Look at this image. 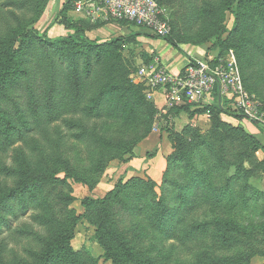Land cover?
Wrapping results in <instances>:
<instances>
[{
  "label": "rangeland",
  "instance_id": "rangeland-1",
  "mask_svg": "<svg viewBox=\"0 0 264 264\" xmlns=\"http://www.w3.org/2000/svg\"><path fill=\"white\" fill-rule=\"evenodd\" d=\"M75 1L0 0V112L21 128L20 133L12 130L7 142L0 133V264H36L38 258L32 251H40L59 234H64L59 243L63 248L53 252L51 264H113L115 256L120 259L118 264H189L191 252L199 245L209 246L222 258L240 252V240L264 252V0H157L171 25L165 40L170 50L189 48L197 56L193 61L213 58L214 64H232L255 105V117L235 110L228 100L201 99L171 106L164 98L148 135L160 140L159 145L147 149L148 157L163 145L172 149L162 174L153 176L156 179L146 174L136 177L142 180L138 183L135 176L124 177L122 160H112L103 179L114 181L108 191L115 192L101 203L108 191L99 196L92 192L95 186L88 195L86 185L65 179L66 194L73 197L69 208L78 216L73 224L54 197L56 186L40 191L35 183L15 194L13 188L42 172L48 154L42 148L43 129L52 132L68 118L63 113L68 109L65 75L72 66L78 65L86 80L110 75L117 84L127 75L153 102L154 92L137 76L141 62L151 63L152 54L158 56L152 47H143L147 43L134 44L140 39L137 32L145 31L117 21L98 24L87 20L75 11ZM103 26V32L92 34ZM76 29L91 40L119 38L121 42L89 48L63 40ZM49 90L55 94L53 111L45 108ZM131 125L123 138L134 134ZM53 155L51 151L52 159ZM56 176L64 178V173ZM26 189L35 199L25 212L22 190ZM87 196L92 202L85 204ZM43 197L52 201L41 209ZM195 203L197 207L191 210ZM150 214H163L164 219L159 217L157 223ZM196 220L201 225L196 240L183 254V225ZM26 224L39 237L32 238L30 250ZM233 237L235 242H222ZM126 249L136 255L135 260L121 257ZM72 251L79 254L71 255ZM251 264H264V256L253 257Z\"/></svg>",
  "mask_w": 264,
  "mask_h": 264
},
{
  "label": "trees",
  "instance_id": "trees-1",
  "mask_svg": "<svg viewBox=\"0 0 264 264\" xmlns=\"http://www.w3.org/2000/svg\"><path fill=\"white\" fill-rule=\"evenodd\" d=\"M65 9L66 4L63 3L61 10L64 11ZM116 23L122 26H134L125 21H117ZM52 24L53 21L46 28H49ZM98 24L104 23L98 22ZM171 31L167 36L162 38L153 36L147 32H137L136 36L140 37V39L134 42V44L139 45V42L151 44L155 39L165 41L170 36ZM63 40L72 41L89 48H98L109 44H119L121 42L119 38L114 40L100 38L91 40L78 29L74 30L72 34L66 35ZM177 49L181 51L179 48ZM153 56L154 54H152L151 58ZM193 62L192 59H189V63ZM82 77L78 65L72 66V69L65 75V90L67 93L64 99L66 102L65 107L68 109L63 113L68 118L65 117L62 125L55 127L52 132L49 128L43 129L44 139L42 148L48 151V154L44 156L45 160L43 161L44 167L42 172H40L36 179L22 182L12 189L16 194L18 192L17 189L22 187L27 188L35 183H38L37 190L40 188V191L41 189H46V186H49V188L56 186L57 189L54 197L61 202L66 214L70 216L71 224L76 222L78 216L72 208H69L73 197L66 194L65 179L68 178L75 182H80L86 185L88 189L95 187L112 160L119 159L123 161L133 155V147L149 135L152 121L157 113L153 102L148 100L143 94L142 87L130 83L127 75L116 81L117 84H114V77H110V75L106 77L101 75L95 77L88 76L89 80L83 79ZM88 90H91L92 93L87 94L86 91ZM111 99H115V102L110 103ZM216 101L219 103L218 99ZM135 105H138V108ZM131 106H134V108H131ZM45 108L48 111H53L56 108L55 94L52 90H49L45 95ZM37 109V106L33 105V111H37ZM141 118H143L142 121L140 120ZM112 120H115V123L111 122ZM129 121H132V125L135 126L133 130L134 134L130 138H123L121 135L127 133V129L131 125ZM112 124H116L118 127L111 128L110 125ZM141 125H144L143 130H140ZM12 130L16 133L21 132V128L14 126L7 113L0 112V133L3 135L5 142L10 140ZM10 144H14V139ZM66 144H70L71 146L66 147ZM51 151L54 153L53 159L49 156ZM59 173H64V178L57 177L56 175ZM136 179L138 183H142V180ZM22 191L24 200L26 201L24 207V211L26 212V210H31L35 197L29 194L27 195L28 189ZM114 192V190L108 191L107 197L98 201V203L107 202ZM5 196H8V194ZM48 201L46 202L44 197L39 201L41 209L46 207V205L51 206L50 201L52 200ZM87 202H92L88 196L83 199V203L86 204ZM196 207L197 203L194 204L191 210ZM148 217L152 221H157V223H159V217L164 219L163 214H150ZM163 219L161 231H163ZM200 226L197 220L194 223L188 222L183 225V230L180 234V238H183V254L185 250H191L190 245L196 240V238L194 239V235ZM25 230L26 236H28L27 247L30 250L34 247L32 238L37 240L39 237H36L37 234L35 231L27 224L25 225ZM62 235L64 234L54 236V238L46 242L43 248L36 253H33L31 250L32 255H36L38 258L36 264L52 263V259L54 258L53 252L56 249L63 248L59 246L62 237H64ZM250 236L247 235V237ZM232 240L234 241L235 237L232 239L223 238L222 242H231ZM190 242L191 244L187 245ZM240 242L243 245L240 252L237 254L234 253L232 256H222V258L209 250V246L199 245L197 251L191 252V260L187 263L251 264L253 257L264 256V252L251 249V242H245L243 240H240ZM261 242L264 243V236ZM70 253L71 255L79 254L73 251ZM125 256L131 260L136 259V255L130 249H126L125 255L123 254L121 257L125 258ZM119 262V257L115 256L113 258V264H118ZM16 264H22V262ZM63 264H67V261Z\"/></svg>",
  "mask_w": 264,
  "mask_h": 264
},
{
  "label": "built area",
  "instance_id": "built-area-1",
  "mask_svg": "<svg viewBox=\"0 0 264 264\" xmlns=\"http://www.w3.org/2000/svg\"><path fill=\"white\" fill-rule=\"evenodd\" d=\"M74 8L87 20L102 23L125 21L160 38L171 31L157 0H76ZM137 76L152 92L163 94L171 106L201 99L205 102L218 99L219 103L223 100L233 102L234 109L245 116L255 117L254 113H257L253 112L255 105L243 90L233 65L224 67L214 64L213 58L194 60L173 73L155 56L151 63L141 62L138 65Z\"/></svg>",
  "mask_w": 264,
  "mask_h": 264
},
{
  "label": "crops",
  "instance_id": "crops-1",
  "mask_svg": "<svg viewBox=\"0 0 264 264\" xmlns=\"http://www.w3.org/2000/svg\"><path fill=\"white\" fill-rule=\"evenodd\" d=\"M114 25L118 26L117 24ZM103 30L104 26L97 30H93L92 34L103 32ZM148 46L149 48L152 47L154 50H156L155 53H157L160 62L167 68V70L173 73L179 71L187 63H189V59H196V54L195 52L191 51V49L187 48L183 51H179L181 53L183 52L182 55L178 52V50H170L171 46L168 47V45L165 44V41L160 39L153 40V43L151 44H143V47L145 49H147ZM152 99L157 111H162L164 104V95L159 92H154L152 94ZM159 141L155 140V137L152 138L151 136H148L141 140L139 143H137L132 149L133 155H131L128 159L121 161L123 173L125 170V176L124 174L122 176H124L125 178H130L134 176L140 177L146 174L150 177L152 176V179H156L153 176L162 174L163 170L166 168L165 158L167 157V154L171 153L172 149H168L166 145H163V149L162 147H160L156 153H152L149 157L147 156V149H151V147H153L154 145L158 146ZM145 151V157L142 158V155ZM105 176L106 170L102 174L99 183L95 187V190H92L93 193H96L97 191L99 196L105 194L108 190L112 188L114 184V181H110L109 179H103ZM87 190L89 191V189ZM88 195H92L90 191Z\"/></svg>",
  "mask_w": 264,
  "mask_h": 264
}]
</instances>
